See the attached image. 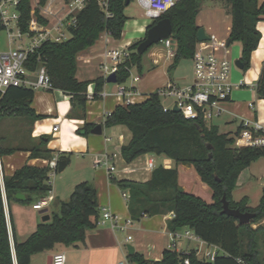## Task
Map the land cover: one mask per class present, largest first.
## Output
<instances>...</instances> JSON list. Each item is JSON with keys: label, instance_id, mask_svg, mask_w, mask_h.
<instances>
[{"label": "trees", "instance_id": "1", "mask_svg": "<svg viewBox=\"0 0 264 264\" xmlns=\"http://www.w3.org/2000/svg\"><path fill=\"white\" fill-rule=\"evenodd\" d=\"M222 1H225L232 20L228 42L242 44L240 60L245 71L250 67L252 52L260 41L261 32L257 24L264 18V1ZM46 2L40 0L41 5ZM205 2L178 0L159 18H169L173 27L170 37L175 46V55L168 67L169 73L182 59L193 58L200 28L198 16ZM129 4L127 0H109L112 15L107 17L98 0H87L77 14V23L70 28L69 39L44 41L29 55L27 66L32 70L45 66L54 89H60L70 96L69 117L86 119L88 86L95 83L93 97L96 99L105 83L102 77L92 81H80L76 77L78 55L94 45L103 33L121 39L129 18L125 13ZM17 9L20 14L18 26L23 33L29 32L33 15L40 23L46 22L39 8L33 12L31 0H20ZM141 41L139 39L129 45L130 55L116 72L118 83L126 82L133 68L138 74L143 72V56L150 48L139 54L137 47ZM256 91L259 98H264V64ZM34 95L35 89L21 86H10L5 92H0V123L10 117L32 121L40 118L31 106ZM95 125L94 122H85L77 133L88 135ZM115 125H125L131 132L129 142L121 148L122 157L127 163L147 153L171 158L175 163L171 168L157 166L147 181L112 177L122 190L129 192L128 207L132 219L139 220L143 216L171 211L173 216L168 220L169 230L175 232L188 228L201 240L221 249L213 260L200 258L194 249L176 251L169 248L164 250L163 258L159 261L146 259L138 252L128 255L129 259L136 264H184L186 258L190 264H264V224L260 223L264 219V188L255 207L249 205L248 196L238 201L233 198L240 174L264 157V147L235 146V136L241 125L234 135L221 132L217 125L202 117L187 119L171 108L164 110L162 98L157 92L143 102L117 105L104 121L106 127ZM3 139L0 134L1 156L21 150L19 146H4ZM49 139V136L40 137L38 143L29 149L31 156L52 159L54 151L47 147ZM60 160L69 163V154H59ZM179 164L194 166L201 181L211 188L212 201L183 188L179 183ZM50 173L49 166L25 164L13 175H4L6 199L33 203L43 198L52 190ZM18 193H23L25 199L17 198ZM224 196L230 207L253 212L255 216L249 223L240 224L238 218L222 212ZM99 218L97 189L91 182L81 181L74 186L68 200L60 202L57 213L40 222L24 241L15 240L12 245L0 178V264H31L34 254L51 250L58 243L78 245L85 241L89 230L97 227Z\"/></svg>", "mask_w": 264, "mask_h": 264}, {"label": "crops", "instance_id": "2", "mask_svg": "<svg viewBox=\"0 0 264 264\" xmlns=\"http://www.w3.org/2000/svg\"><path fill=\"white\" fill-rule=\"evenodd\" d=\"M263 1L259 0L260 3ZM205 13L204 18H201L199 14L198 25L204 27L206 34H209L206 31L209 29L211 30L210 33H217L228 40L232 23L231 15L220 7L207 8ZM147 25L148 22L145 25H141L137 30L145 35ZM257 28L261 32V37L258 47L252 52L250 67L244 71L236 65L237 69H239L237 71L238 79L233 82L234 88L230 100L224 103L225 111L216 118V121H210L224 133L235 135L244 120L259 122L264 126V98H259L256 91V84L264 64V18L258 22ZM102 36L94 45L82 51L77 57L76 77L80 81H92L99 77L105 80L103 88L99 92V98L87 102L86 119L69 117L71 110L70 96L62 90L39 88L35 89L31 106L36 114L40 115V118L32 121L28 118L10 117L4 118L0 123V134L4 138L3 145L19 146L21 148V150L13 153L0 155V178L12 245L15 240L24 241L36 229L37 225L44 221V216L48 215L51 218L54 213H57L60 208V202L68 200L74 186L81 181H89L96 187L100 218H103L104 208L111 210L115 216V218L107 219L104 223L98 224L96 228L89 230L84 242H80L78 245L58 243L51 250L34 254L31 258V264H49V256L56 252H64L66 254V264H117L120 260L129 258L127 244L134 246V253L138 252L146 259L159 261L163 258L164 250L169 248V245L173 242V232L168 228V220L173 216V212L147 215L139 220L132 219L128 207V198L123 195L125 190H122L113 181L112 177L147 181L153 171L146 168V161L149 157L155 156V159L158 157L157 159L159 160L157 161L156 159L157 164L166 158L171 161L172 167L175 166L174 161L165 156L147 153L133 162L127 163L119 149L129 142L131 138L130 130L125 125L106 127L104 126V121L106 116L117 105L125 104L123 95L119 93L121 86L128 88V90L133 88L134 100L138 103L148 99L152 93L157 92L169 82L181 86L187 85V82L174 78L168 72V67L172 63L173 58H168L167 49L161 43H158L157 46H151L148 50L150 57L149 70L151 71L147 76L143 78L140 76V79L135 81L134 77L138 74H133L136 70L133 68L126 82H107L100 64L104 61L103 50L106 45H109L111 40H121L123 34L121 39L111 37L108 44L105 42L104 49L96 45L103 38ZM132 37L133 35H130L121 46L131 45L133 42L143 39L144 36L137 40H132ZM173 47L175 48L174 45ZM241 55L242 44L240 42L230 44V57L235 62L241 58ZM94 90L95 83L92 82L88 86V91L94 93ZM164 106L171 105L164 104ZM85 122L103 124V133L94 134L90 132L88 135L77 133V129L83 127ZM9 123H13L14 127H6ZM56 125H58V129L54 131ZM106 130L107 133H105ZM42 136H49L50 139L52 138L55 141L53 144L49 139L47 143V147L54 151V156L67 153L69 154L70 162V155L73 154L78 157H88L92 161L93 167L91 166L92 168L86 170V172L77 174L75 178L67 180L64 189H61L58 183L53 182L51 177L53 199L46 207L34 209L33 204L38 200L31 205V203H25L20 200L8 201L6 199L3 176L13 175L17 169L25 164L38 167L48 166L51 159L32 157L29 150L38 143L39 138ZM115 153H117L116 156H114ZM105 157L112 158V162L115 165L113 172H109L105 165H95L97 158L103 159ZM141 158H143L142 161ZM178 171L179 183L188 191L181 181V176L183 173L195 175L197 173L196 169L193 165L179 164ZM242 174L243 172L240 174L236 189L239 186ZM196 175L200 179L199 175ZM64 179L66 178L64 177ZM200 187L204 193H200V191H195L197 193L193 191V193L200 195L209 202L212 201L211 188L204 182ZM234 192L233 198L238 201L234 197ZM249 205L252 207L257 206H253L250 203ZM51 206L52 208H50ZM186 229L188 228L180 230ZM207 245L209 246L208 249L219 247L217 245H209L199 237L197 239L183 238L182 251L194 249L201 258L202 251L207 249ZM218 251H221V249L218 248Z\"/></svg>", "mask_w": 264, "mask_h": 264}, {"label": "built area", "instance_id": "3", "mask_svg": "<svg viewBox=\"0 0 264 264\" xmlns=\"http://www.w3.org/2000/svg\"><path fill=\"white\" fill-rule=\"evenodd\" d=\"M145 9V17L148 24L159 19L163 13L171 9L178 0H137ZM20 0H0V26L7 31L10 48L0 51V92L3 93L10 86L29 87L33 89L54 90L52 81L45 66L37 70H32L27 66L29 55L39 48L44 41L52 40L56 42L67 40L71 37V27L77 23L78 12L86 5L87 0H47L44 5L40 0L32 3L33 12L39 8L41 16L46 20L45 24L40 23L33 15L29 32L23 33L19 26L18 4ZM98 4L106 14L111 16L109 10V0H98ZM106 44L111 36L107 33L102 34ZM208 39L197 41L196 50L192 58L193 61V80L187 85H178L169 82L160 88L157 93L161 97L171 98V106H164V110L172 109L177 105L179 112L187 119H197L202 117L205 121H212L214 117L221 116L224 111V103L230 100L234 83L231 81V70L233 59L230 57V43L226 39L220 38L215 33L207 34ZM19 43L12 46L15 41ZM1 42V40H0ZM160 43L167 49L168 58H173L175 48L171 37L163 39ZM159 43V44H160ZM129 45L108 46L103 50L104 61L102 70L105 78L111 73H116L119 65L130 55ZM140 76L134 77L138 81ZM119 93L123 95L125 104L137 103L134 98V89L121 86ZM93 92L88 91V101L94 99ZM58 125L54 127V131ZM236 146L264 147V126L259 122L244 120L241 128L235 136ZM117 153L114 154L116 156ZM58 155L54 156L48 166L51 169V177L57 172ZM95 165H105L109 172L115 170L112 158H97ZM162 165L171 168L172 163L168 159H163L159 164L156 163L155 156H151L146 161V168L154 170ZM124 197L129 198L128 190L123 193ZM53 199L51 191L33 204L34 209L46 207ZM115 218L111 210L104 208L103 218H99L98 224H102L107 219ZM173 242L169 249L182 251L183 238L197 239L198 236L190 230L175 231L172 233ZM210 245V244H209ZM208 246V245H207ZM209 247V246H208ZM205 249L201 257L213 260L217 255L218 248ZM66 254L56 252L52 257V264H66ZM241 261V260H239ZM242 262V261H241ZM117 264H136L129 258L120 260ZM184 264H190L188 258ZM242 264H246L242 262Z\"/></svg>", "mask_w": 264, "mask_h": 264}, {"label": "rangeland", "instance_id": "4", "mask_svg": "<svg viewBox=\"0 0 264 264\" xmlns=\"http://www.w3.org/2000/svg\"><path fill=\"white\" fill-rule=\"evenodd\" d=\"M32 3H35V0H31ZM225 1L222 0H206L204 8L200 14L201 18L205 17V12L207 8L210 7H220L223 9V11L226 10V4L224 3ZM126 15L129 17L128 21L125 24L124 27V33H123V38L119 41H113L109 43L108 46H121V44L130 37V35H133L132 40H137L141 36L143 37L144 34L140 33L137 29L141 25H145L146 22H148V19L145 17V9L140 5V3L137 0H131V3L126 7L125 10ZM207 21V20H206ZM209 34L211 30L207 29ZM217 34V33H216ZM220 38L224 39L221 35L217 34ZM0 51H5L10 48L9 44V37L8 33L6 30L1 29L0 30ZM19 43L18 41H15L12 46H17ZM97 47H102L101 49H104L105 45V40L104 38H101L97 43ZM157 46V44H155ZM233 67L231 70V81L234 82L237 77V69L235 61H233ZM102 65V62L100 63ZM143 64H144V69L141 74H138L137 70L133 72V74H138L142 78L144 76H147V74L151 71L149 70L150 68V57H149V52H146L143 56ZM171 75L174 78H179L182 79L183 81L187 82V84L191 83L193 80V61L192 59H182L178 66L173 69L171 72ZM239 76V75H238ZM111 84V83H109ZM162 101L165 105H171L172 99L171 98H166V97H161ZM217 117H214L212 122L216 121ZM6 127L8 128H13L14 124L9 123V125ZM107 133V130L106 132ZM50 141L54 144L55 141L51 138ZM113 144V143H112ZM236 146V145H235ZM71 156V162L66 168V170L62 172H55V174L52 176V181L55 183H58L60 185L61 189H64L65 183L67 180L73 179L77 176V174H81L83 172H86V170L92 168L93 164L92 161L88 157H83V156H76V155H70ZM158 158V157H157ZM156 158V159H157ZM261 159V160H260ZM259 161H255L252 163L250 167L245 169L243 171V174L240 178V183L238 188L234 192V197L236 199H241L243 196H248L250 199V204L255 206L259 203V199L263 193V188H264V157L260 158ZM143 158H141V161ZM159 159H157L158 161ZM92 166V167H91ZM85 170V171H84ZM180 171L182 169L179 168ZM88 173V172H87ZM197 173L194 174H189V173H183L181 176V181L187 187L188 192H195V191H200V193H204V191L201 190V184L203 182L197 178L196 175ZM64 177L66 179H64ZM197 193V192H195ZM32 205V203H31ZM52 208V206L50 207ZM261 224H264V219L260 221ZM257 224V223H256ZM254 224V226H256ZM208 247V246H207ZM221 252V251H219ZM202 258V257H201Z\"/></svg>", "mask_w": 264, "mask_h": 264}, {"label": "water", "instance_id": "5", "mask_svg": "<svg viewBox=\"0 0 264 264\" xmlns=\"http://www.w3.org/2000/svg\"><path fill=\"white\" fill-rule=\"evenodd\" d=\"M130 3V0H127V4ZM173 33V27L172 22L169 18L164 17L159 19L155 23H150L146 26L145 35L142 39V41L139 43L137 47V52L139 54H143L146 52L151 46L154 44H158L163 39L169 38ZM208 39V35L205 32L204 27L200 26L198 32H197V40L203 41ZM230 43V42H229ZM235 64L239 68H243V64L240 59L236 60ZM107 82L116 83L117 82V76L116 73H111L106 78ZM174 111L179 112L180 109L177 105H174L172 108ZM91 132L94 134H102L103 133V124L98 123L96 124L92 129ZM119 152H121V149H119ZM68 164L67 160H60L58 162V168L57 172H62ZM19 199H25V195L23 193H18L16 195ZM223 202V213H226L230 216H234L238 218L240 224H246L251 221V219L255 216V213L253 212H242L238 208H232L230 207L229 201L227 200L226 196L222 198ZM49 219V216L46 215L43 217V220L46 221ZM128 254L131 255L134 253V246L132 244H127ZM52 257L53 255L49 256V264H52Z\"/></svg>", "mask_w": 264, "mask_h": 264}]
</instances>
